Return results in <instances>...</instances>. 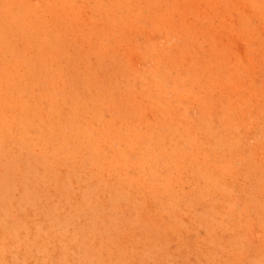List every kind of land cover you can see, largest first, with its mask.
Listing matches in <instances>:
<instances>
[{"label":"rangeland","instance_id":"374dc122","mask_svg":"<svg viewBox=\"0 0 264 264\" xmlns=\"http://www.w3.org/2000/svg\"><path fill=\"white\" fill-rule=\"evenodd\" d=\"M0 264H264V0H0Z\"/></svg>","mask_w":264,"mask_h":264}]
</instances>
